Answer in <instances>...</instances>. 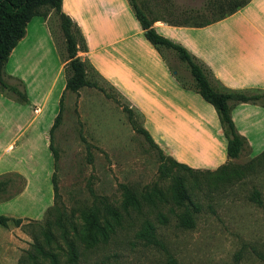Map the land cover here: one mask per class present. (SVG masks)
<instances>
[{
  "label": "crops",
  "instance_id": "1",
  "mask_svg": "<svg viewBox=\"0 0 264 264\" xmlns=\"http://www.w3.org/2000/svg\"><path fill=\"white\" fill-rule=\"evenodd\" d=\"M61 8L85 38L88 51L81 53V60H88L139 114L142 126L166 156L193 170L214 171L228 162L227 140L215 109L179 86L146 40L127 0H62ZM51 16L52 12L46 18L34 17L27 24L25 36L4 67L8 82L19 85L26 97L22 102L0 92V183H15L11 193L0 198V216L9 219L42 220L54 201L53 175L66 207L77 200L91 201L85 183L92 168L78 185V168L72 167L66 184L60 165L63 156H87L81 133L99 149L93 151L100 178L93 188L97 195L108 196L114 190L106 173L109 166H103L101 156L112 162V156H122L128 164L135 160L141 172L150 167L157 172L160 165L158 154L139 144L128 114L119 105L94 88L83 87L78 93L66 89L67 62L57 48ZM152 27L204 63L225 88L264 92V0H251L233 15L202 28L173 26L165 20H155ZM60 101L61 122L51 135ZM102 110L113 113L119 124L111 141L96 125ZM231 118L251 154L262 153L264 107L241 103L232 108ZM51 141L58 154L56 163ZM127 169L122 174L136 173L133 165ZM30 243L12 221L0 226V264H18Z\"/></svg>",
  "mask_w": 264,
  "mask_h": 264
},
{
  "label": "trees",
  "instance_id": "2",
  "mask_svg": "<svg viewBox=\"0 0 264 264\" xmlns=\"http://www.w3.org/2000/svg\"><path fill=\"white\" fill-rule=\"evenodd\" d=\"M127 1L144 31L146 40L166 63L169 71L175 72L174 78L179 86L198 94L215 109L227 140L228 158V162L216 171L227 170L245 151H250L246 139L234 126L231 110L241 103L264 107V92L256 89L225 88L214 78L209 68L187 49L159 35L152 27L154 21L144 15L134 0ZM250 1L213 0L203 9L189 10L184 13H193L195 17L192 20L170 23L178 27H206L233 15ZM61 4L62 0H0V92L10 94L18 101L26 100L19 85L8 82L4 67L12 50L25 36L27 24L34 17L46 18L48 13L53 12L59 19V28L65 45L66 56L63 59L67 62L64 68L66 89L78 93L83 87L94 88L102 92L107 99L118 104L128 114L133 131L157 152L160 158L157 180L145 186L136 183L119 184V203L108 196L95 194L91 184H88L91 201L79 200L75 207L68 208L60 199L56 177L53 175L51 180L54 201L45 211L41 221L25 224L20 219L0 216V226H7L8 222L12 221L32 238L29 249L23 252L18 264H60L62 252L66 255L67 264H79L84 253L105 247L121 235L129 233L133 234L138 244L164 249L160 228L169 223L164 211L176 218L178 228L193 229L195 227V215L199 212L200 206L192 199L187 176L200 170H193L166 156L142 124L138 125L135 122V111L128 104L121 105L119 99L108 94L94 81V76H97L105 82L88 60L82 61L77 56L79 52L88 51L86 41L77 24L62 12ZM213 9H216V12L212 11ZM209 11L211 13L206 14ZM166 51L173 52L177 59L185 64L189 80L180 76L169 65L165 57ZM110 88L115 91L112 86ZM61 113L62 101L50 131L51 135L61 122ZM81 139L86 145L90 163L92 150L96 147L89 144L82 135ZM50 150L56 163L58 154L53 148L52 141ZM261 158H264V151L258 155L257 160ZM14 184V181L0 183V198L9 195L15 187ZM259 197V192H254L252 199L259 202Z\"/></svg>",
  "mask_w": 264,
  "mask_h": 264
},
{
  "label": "rangeland",
  "instance_id": "3",
  "mask_svg": "<svg viewBox=\"0 0 264 264\" xmlns=\"http://www.w3.org/2000/svg\"><path fill=\"white\" fill-rule=\"evenodd\" d=\"M134 1L149 20L182 22L195 17L193 13L184 14L185 12L203 9L213 0ZM212 11L216 12V9ZM210 13L211 11L206 14ZM50 20L51 25H54L51 29L54 31L57 48L61 57L64 58L65 45L59 28V19L52 12ZM77 56L82 58L81 52ZM165 57L176 73L189 80L185 64L179 61L173 52L166 51ZM94 81L108 94L119 99L121 105H127L116 90L113 91L104 81L97 76H94ZM102 112L103 110L101 114ZM101 114L97 117L100 121L96 125L99 126L98 129L104 139L111 141L118 132L119 124L113 113L103 112L104 116ZM134 119L138 125H141L142 118L139 114L135 113ZM81 135L83 136L82 133ZM136 135L141 146L149 148L153 154L157 155L155 150L138 134ZM94 150L99 149L92 150L90 163L88 156H63L60 165L64 170L62 178L66 184H69L68 173L73 168H78V185H81L84 175L90 168L92 172L85 183V188L88 184L94 188L99 183L100 178L95 172V164L97 165L98 160L96 161L93 156ZM248 152L245 151L227 170H200L187 176L192 199L200 206L199 212L195 215V227L193 229L178 228L176 218L164 211L169 220L167 226L160 228L164 249L143 246L135 241L132 233L123 234L105 247L84 253L79 264H264V158L257 160L259 154L253 156L251 151ZM112 157L113 162L109 156L100 158L103 166H109L106 173L114 186V190L108 197L115 199L117 203L120 202L118 185L122 183V179L130 177L122 174L128 170V165H133L132 170L136 172L130 177L128 183L145 186L157 180L155 168H145L143 170L145 172H141V166L135 165L137 161L132 160L128 164L122 156ZM254 192H259V202L252 199ZM59 195L62 201V195ZM24 222L28 224L33 221L25 220ZM31 230L34 229L31 228ZM26 234L32 243L31 236ZM66 260V255L62 252L60 264H67Z\"/></svg>",
  "mask_w": 264,
  "mask_h": 264
},
{
  "label": "water",
  "instance_id": "4",
  "mask_svg": "<svg viewBox=\"0 0 264 264\" xmlns=\"http://www.w3.org/2000/svg\"><path fill=\"white\" fill-rule=\"evenodd\" d=\"M175 74V73H174Z\"/></svg>",
  "mask_w": 264,
  "mask_h": 264
}]
</instances>
